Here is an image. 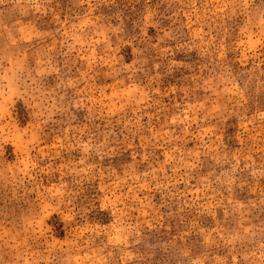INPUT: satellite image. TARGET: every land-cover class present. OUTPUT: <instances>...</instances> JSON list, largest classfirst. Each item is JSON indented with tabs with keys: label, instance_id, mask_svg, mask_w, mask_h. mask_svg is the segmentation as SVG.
I'll use <instances>...</instances> for the list:
<instances>
[{
	"label": "rangeland",
	"instance_id": "1",
	"mask_svg": "<svg viewBox=\"0 0 264 264\" xmlns=\"http://www.w3.org/2000/svg\"><path fill=\"white\" fill-rule=\"evenodd\" d=\"M0 264H264V0H0Z\"/></svg>",
	"mask_w": 264,
	"mask_h": 264
}]
</instances>
